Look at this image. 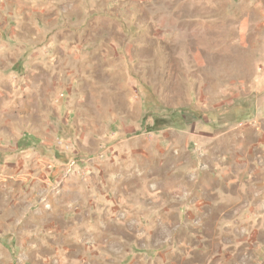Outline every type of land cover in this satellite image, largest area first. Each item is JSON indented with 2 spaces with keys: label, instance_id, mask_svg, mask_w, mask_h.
<instances>
[{
  "label": "rangeland",
  "instance_id": "obj_1",
  "mask_svg": "<svg viewBox=\"0 0 264 264\" xmlns=\"http://www.w3.org/2000/svg\"><path fill=\"white\" fill-rule=\"evenodd\" d=\"M0 264H264V0H0Z\"/></svg>",
  "mask_w": 264,
  "mask_h": 264
}]
</instances>
